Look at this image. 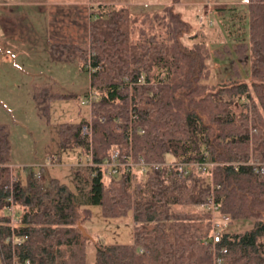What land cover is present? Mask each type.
<instances>
[{
	"label": "trees",
	"instance_id": "trees-1",
	"mask_svg": "<svg viewBox=\"0 0 264 264\" xmlns=\"http://www.w3.org/2000/svg\"><path fill=\"white\" fill-rule=\"evenodd\" d=\"M178 1L142 13L123 3H92L85 44H48L51 58L88 71L87 91L97 94L84 115L58 123L55 152L79 148L100 161L117 149L144 161L211 164L111 175L75 166L72 186L54 175L43 186L32 169L24 181L14 177L0 122V264H87L88 243L92 264H264V171L251 163L264 162V0H245L246 38L236 51L247 55V78L215 80L206 22H193ZM48 89L31 93L41 112L67 96ZM82 123H89L88 134ZM82 171L84 190L76 182ZM208 196L229 218L214 243L210 213L198 205ZM89 205L106 218L129 214L131 240H90Z\"/></svg>",
	"mask_w": 264,
	"mask_h": 264
},
{
	"label": "rangeland",
	"instance_id": "rangeland-1",
	"mask_svg": "<svg viewBox=\"0 0 264 264\" xmlns=\"http://www.w3.org/2000/svg\"><path fill=\"white\" fill-rule=\"evenodd\" d=\"M6 1H0V10L9 8L15 16L17 15L20 37L23 41H20L19 46H9L5 51L0 50V122L6 125L8 131L10 170L14 172V177L24 181L30 169L33 171L40 169L41 185L45 186L48 176L54 175L72 186L73 167L83 166L74 162L78 158L84 160L85 153L79 148H67L56 154V127L61 121L75 120L86 113L87 105L79 101L89 89L88 71L79 68L76 61L51 58L47 48L49 42L56 38L55 25L58 18L52 12L53 7L71 6L76 9L77 2L81 0H20L22 2L20 5ZM83 1L93 4L119 2L126 4L133 12L137 10L151 12L159 9L165 2H170V0ZM184 1L180 4L183 7L181 9L185 14L192 12L190 18L195 22V17L197 20L198 17L194 13L200 11L201 3L199 0ZM218 1L227 2V5L215 13L213 20L216 32L207 36L211 50L209 79L229 77L245 79L248 68L247 55L244 53L240 56L236 51L237 43L246 38L245 2ZM207 5L204 4V14ZM43 85H47L50 91L67 94L66 97L51 99L45 112L36 107L31 97L32 91ZM38 90L39 95L47 96L48 93L43 92V89ZM46 152L54 156L56 162L40 168L41 162L46 161ZM61 152L66 155L64 159L60 158ZM60 159L61 161H57ZM83 175L82 171L81 179L75 180L82 190L85 189ZM89 210V217L84 224L90 233V240L95 238L101 242L131 240L132 223L129 214L121 218H106L101 215L98 205H89ZM78 226L82 227L80 224ZM85 252L87 264H92V243L85 245Z\"/></svg>",
	"mask_w": 264,
	"mask_h": 264
},
{
	"label": "built area",
	"instance_id": "built-area-1",
	"mask_svg": "<svg viewBox=\"0 0 264 264\" xmlns=\"http://www.w3.org/2000/svg\"><path fill=\"white\" fill-rule=\"evenodd\" d=\"M206 7V14L210 11L211 6L209 3H207ZM204 14V13H203ZM202 15H198V20H201ZM88 67V66H87ZM89 70L94 69L91 66L88 67ZM141 80L144 79L143 76L140 77ZM153 97V93L149 92V98ZM97 98V94L93 91L88 92L86 95H84L83 99H81L79 102L81 104L89 105V103ZM81 131L83 133H89L90 132V125L89 123H82ZM51 162H56L54 159V156L47 155L46 161L42 162L39 167H44L46 164H49ZM76 165H92L94 167H99L106 175H111L118 173L119 171H136L141 172L145 169H147L149 166L154 167H160V166H168L171 165H179L183 166L186 169H192L194 167L195 169L203 168V165L211 163H202L198 161L188 162V163H180L179 161H169L164 160L163 162H157V161H144L141 156L133 157L130 153L121 154L117 149H112L108 156L104 157L100 161H92L90 153L85 154L84 160H81L78 158L75 162ZM254 165V169L259 172L264 171V162H257V161H251ZM34 176L40 181L41 173L40 169H37L34 171ZM41 182V181H40ZM199 207L202 209L208 211L210 213V232H209V239L212 243L219 240L221 230L226 227L228 222V215L224 212H220L218 210L217 204L213 201V198L211 196H208L207 199L199 202ZM5 210L10 214L11 222L15 224L17 222V213L15 211V206L12 203L7 204L5 207ZM17 241L21 240V237H18L16 239ZM213 251V248H212ZM220 261L219 256H214V262L217 263ZM27 262V260L25 261Z\"/></svg>",
	"mask_w": 264,
	"mask_h": 264
},
{
	"label": "crops",
	"instance_id": "crops-1",
	"mask_svg": "<svg viewBox=\"0 0 264 264\" xmlns=\"http://www.w3.org/2000/svg\"><path fill=\"white\" fill-rule=\"evenodd\" d=\"M6 2H13L16 5H20V3H22L20 2V0H7ZM184 2V0H179L178 5L180 6V4ZM166 3H168V1L164 4ZM199 3H201V9L199 12H195L194 14L196 16L202 15L201 20L206 22L207 27L205 28L204 32L207 39L208 34H213L216 32V27L214 26L213 20V18L216 16L215 13H218L219 9H224L227 5V2L213 0V2L211 3L209 0H199ZM205 3H211V9L207 14H203ZM90 4L92 3L81 0L77 2L78 7L76 9L72 8L71 6L53 7L54 11L52 12L54 15H56V18H58V22L56 21L55 25L56 38L53 41H65L85 44L87 42V24L89 18L88 5ZM144 4L145 3H143V5ZM134 13L142 12L137 10L134 11ZM20 41L23 42L20 37V26L17 23V15L15 16L9 8L7 10H0V50L5 51L9 46H19ZM208 42L209 41L207 39V43ZM46 155H48V152H46ZM65 157L66 155L64 154V152H61L60 158L64 159ZM61 159L59 161H61Z\"/></svg>",
	"mask_w": 264,
	"mask_h": 264
},
{
	"label": "water",
	"instance_id": "water-1",
	"mask_svg": "<svg viewBox=\"0 0 264 264\" xmlns=\"http://www.w3.org/2000/svg\"><path fill=\"white\" fill-rule=\"evenodd\" d=\"M80 230L83 232V228L81 226H79Z\"/></svg>",
	"mask_w": 264,
	"mask_h": 264
}]
</instances>
